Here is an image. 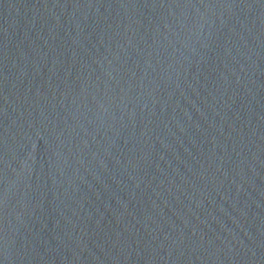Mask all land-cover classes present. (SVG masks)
Instances as JSON below:
<instances>
[{
    "label": "water",
    "instance_id": "1",
    "mask_svg": "<svg viewBox=\"0 0 264 264\" xmlns=\"http://www.w3.org/2000/svg\"><path fill=\"white\" fill-rule=\"evenodd\" d=\"M0 264H264V0H0Z\"/></svg>",
    "mask_w": 264,
    "mask_h": 264
}]
</instances>
